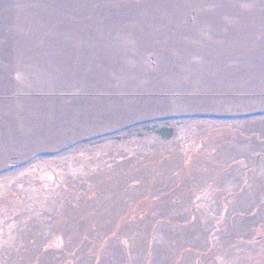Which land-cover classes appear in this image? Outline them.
Returning a JSON list of instances; mask_svg holds the SVG:
<instances>
[{
  "label": "rangeland",
  "instance_id": "rangeland-1",
  "mask_svg": "<svg viewBox=\"0 0 264 264\" xmlns=\"http://www.w3.org/2000/svg\"><path fill=\"white\" fill-rule=\"evenodd\" d=\"M0 264H264V0H0Z\"/></svg>",
  "mask_w": 264,
  "mask_h": 264
}]
</instances>
